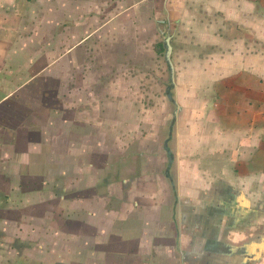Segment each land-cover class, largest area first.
Listing matches in <instances>:
<instances>
[{"label":"crops","instance_id":"crops-1","mask_svg":"<svg viewBox=\"0 0 264 264\" xmlns=\"http://www.w3.org/2000/svg\"><path fill=\"white\" fill-rule=\"evenodd\" d=\"M138 19L170 32L177 110L188 93L213 113H175L172 141L150 109L132 121L133 79L99 71L138 65L99 59ZM180 38L215 48L186 88ZM263 80L264 0H0V264H264Z\"/></svg>","mask_w":264,"mask_h":264},{"label":"rangeland","instance_id":"rangeland-1","mask_svg":"<svg viewBox=\"0 0 264 264\" xmlns=\"http://www.w3.org/2000/svg\"><path fill=\"white\" fill-rule=\"evenodd\" d=\"M150 8L154 11V15V5H151ZM148 13L149 12L146 11L143 5L142 7L138 6L136 9V15L138 17L144 18L145 16H148ZM166 23L168 25H172L171 28L173 31V27H175L174 23L169 21H166ZM158 26H160V24L157 21H151V24H149L148 21L145 22V20L141 19H138L137 21L121 20L117 22L115 24L114 30L116 34H118V36H105L101 39L103 40L104 44L99 43V47L101 48V53H99V59L109 61V65L117 62H130L137 63L138 65L135 68L130 67L127 69H112L111 67L106 66L103 68V70H101L100 68L99 71H103L105 82H110L114 79H119V76L124 79H133V85H131V87L134 86V90L139 93L138 96L136 95L139 107L138 112H136V116L131 117L132 121H138L140 116L144 114L143 112H140L141 108L146 107L147 110L150 109L153 112L152 118H155L156 120L158 119V125L168 126L169 134L167 139L168 141H172L175 139L174 128L177 117H175V113H177V115L178 113H180L181 115L185 116L186 125H191L194 122H197V125H199L201 122L205 124V120L212 118L213 113L208 112V110H206V112H192L194 108H198L199 101H197L195 106H193V100H191L192 98L188 95V93H185L184 96L187 98L186 105L189 112H180V105H178L179 110H177V106L174 104V94L177 89V83L175 86L176 89L174 87L173 88L175 90L171 89L170 72L165 61V48L163 47V41L167 35H170V32L168 31L166 35L164 34V36H162L158 32ZM253 41V38L249 37L250 45L253 44ZM175 46L177 49V51L175 52V58L179 66L182 67L179 70L180 74L178 79V87L186 88V85H183L184 82L187 81V72L186 69L183 68V65L191 62L194 58H196L193 56H197V58L201 59H208L209 55L215 54L213 52L215 48L207 45L205 48L200 49V51H195V53L190 52V50H192L193 45L192 42H190L187 38H184L183 40L181 38L178 39V41L175 43ZM156 49L159 50L158 53L156 52ZM249 56L250 58H254L253 54L251 53ZM198 87L201 86H197V88ZM204 87L208 88L209 86L204 85ZM249 87L251 90H253V93H257L256 85L251 84V79ZM189 88L191 89L192 87L188 85L187 89ZM207 88H204V90H207ZM253 93L252 96H255L253 95ZM259 93H263V101L260 100L257 103L253 102L254 107L250 103L249 108L254 109L256 107L258 112L262 113L261 117L259 115V121H263L264 124V90L259 89ZM160 115L163 116V119L158 117ZM256 121L257 120L255 119V129L258 123ZM249 135L251 136L250 133ZM224 157H227L229 159L227 155L224 156L219 151H213L210 158L207 157L206 160L214 161L224 166ZM222 166H218V170L220 173L224 172ZM204 170L206 169L204 168L203 171ZM218 183L222 185L224 184L221 181H218Z\"/></svg>","mask_w":264,"mask_h":264},{"label":"water","instance_id":"water-1","mask_svg":"<svg viewBox=\"0 0 264 264\" xmlns=\"http://www.w3.org/2000/svg\"><path fill=\"white\" fill-rule=\"evenodd\" d=\"M165 61L167 62L168 66L170 67L171 72L173 73V68H172V64H171V60H170V55H171V45H170V37H166L165 39Z\"/></svg>","mask_w":264,"mask_h":264}]
</instances>
